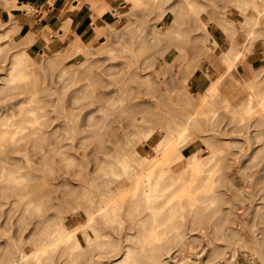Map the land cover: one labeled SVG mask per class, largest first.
Returning <instances> with one entry per match:
<instances>
[{
  "label": "rangeland",
  "instance_id": "374dc122",
  "mask_svg": "<svg viewBox=\"0 0 264 264\" xmlns=\"http://www.w3.org/2000/svg\"><path fill=\"white\" fill-rule=\"evenodd\" d=\"M173 1L176 3L173 4ZM173 1L0 0V103L7 101L6 95L8 100L11 96L12 102L21 99L28 102L27 95L31 92V108L36 109L38 114L35 127L40 129L37 137H25L15 142L19 152L10 153L9 156L18 160L19 164L12 159L4 162L3 157L0 158V167L5 163L19 174L14 185L21 188L28 180L35 178L32 189L38 191L26 198L37 196L38 202L26 206L19 203L16 195L9 190L0 192V264L10 247L14 250L25 248L22 264H88L96 253L111 246L109 243L114 242L118 247L122 245L118 237L123 235L129 223L139 217L138 213L140 216L147 215L140 223L142 228L161 227L162 239L167 245L159 251V259L172 254L180 259L203 248V254L195 264H229L228 260L233 256V264L264 262V238L258 236V231L264 229V15L259 18L251 36H245L242 30L246 26L250 28V25L243 24L244 16L238 12L246 8L243 7L247 6L244 4L246 0H237L239 4L242 2L241 6L235 5L239 6L237 9L233 5L236 0H197L193 8L200 3L204 7L195 9H187L188 0ZM189 2L188 5H192ZM115 5L123 8L115 11ZM168 5L178 8L175 6L173 11H168L165 18L159 17L160 9H168ZM184 5L187 13L202 8L199 16L195 15L196 11L192 15L202 22L195 19L197 24L193 26L194 18L190 21L192 16L184 12ZM214 10L219 12L216 19H222L220 15L224 13L223 16L232 25L235 23L237 35L233 33L230 36L245 44L242 49L244 56L235 64L234 70L228 68L225 58H221L222 54L229 52L228 42L231 38L227 36V30L224 33L222 25L221 29L216 24L213 15L217 12ZM180 12L188 15L191 26L187 23L188 19L184 20L186 15ZM208 12L212 14L213 21L209 14L208 18ZM244 12L245 16H255L251 8ZM177 13L182 17H174ZM179 19L189 25L190 31L186 23L184 26L188 33L192 29L194 37L196 33L199 34L200 37H195H198L197 41L191 37L192 33H187L192 41L187 42L189 37L182 34L180 27L183 23L178 26ZM198 23L202 27L204 23L207 31L204 28L199 30ZM174 25L178 28H173ZM175 32L180 36L177 37ZM166 34L171 37L175 35L171 38L173 43ZM185 38L188 43H184L186 47L183 42L180 44ZM174 39H177L175 43ZM140 40L145 41L140 47H145L144 51L149 50L141 56L142 61L148 60L146 66L149 67L139 73L150 74L144 81L140 80V84L128 82L134 89L125 92L124 104L122 101L123 105L115 108L118 111L112 108L111 111L119 112L118 115L110 112L108 116L104 112L108 106H102L101 110L105 109L102 112L98 107L99 101L102 96L114 93V83H118L117 78L121 76L125 62L123 58L138 48L137 42ZM115 53L124 56L115 57ZM158 53H164V56ZM191 54L195 55L190 57ZM210 83H214L216 89L210 90L207 96L209 106L201 107L199 105L205 104V101H199L201 93ZM149 84L154 93L149 91ZM13 87L22 90H12ZM143 89L146 93H143ZM13 94H18L19 100L17 96L13 99ZM112 98L107 97L102 103ZM249 105L254 106V114L249 113ZM133 106L138 109L133 113L135 122L128 124V109ZM0 110L3 112V109ZM186 110L198 111L196 117L202 122L193 123L191 127L189 125L187 132L192 135L180 145V161L175 159L174 163L168 164L170 169L167 173H155L150 178V194L155 197L156 203L164 202V192L176 190L177 183L196 176L193 184L195 192L191 188L189 193L196 195L197 209L188 214L189 209L185 206L182 215H178V207L160 213L159 209L148 210L144 204L136 203L119 215L99 218L96 226L102 228L101 233L108 232L109 235H80L76 246L73 237L67 240L66 237L71 236V229L83 224L80 213L74 214L76 211L70 204L72 196L82 197L86 194L89 198H96L99 192L105 193L108 189L116 188L117 184L123 183L122 190L129 186L118 159L121 156L115 157L112 149L131 137L132 142H124L125 147L132 148L130 158L146 157L148 150L153 152L156 148L163 132L180 129L178 121L185 120L188 114ZM181 114H184L183 117ZM124 116H127L124 118L127 121H123L127 122L129 128L122 122ZM105 118L111 120L109 123L118 120L113 124L116 130L110 125L109 129L114 128V132L107 130L109 124L104 121ZM144 118H150V122L146 123ZM207 118L211 122L205 120ZM133 124L139 129L136 130ZM104 125L107 129H104ZM107 132L112 136L109 137ZM125 132L131 136L126 133L129 137L123 138V141ZM114 134L120 140H116L117 135ZM185 134L183 138H187ZM11 142L7 141L6 144ZM1 143L5 142L0 139ZM151 157L158 159L161 156ZM196 159L203 169L199 173L192 169ZM104 163L111 165L114 173H103L101 166ZM3 180L4 177H0V182ZM103 180L105 186L98 187ZM155 181H158L156 187ZM139 184H135L134 188L139 189ZM42 214L45 219L50 218V214L53 217L38 224ZM53 214L59 215L60 219L54 218ZM59 225L67 236L54 238L51 232L57 230ZM128 232L133 233L134 230ZM180 232L183 233L182 240L179 238ZM52 238L54 240L50 242ZM138 240L139 236L136 235L129 244L136 246ZM215 248L219 252L216 255L212 252ZM30 250H37L35 257L38 260ZM242 250L247 251V255L246 252L243 255ZM104 260L114 263L111 259ZM149 263L150 260L143 256L137 262ZM174 263L193 264L188 258L170 262Z\"/></svg>",
  "mask_w": 264,
  "mask_h": 264
},
{
  "label": "bare ground",
  "instance_id": "6f19581e",
  "mask_svg": "<svg viewBox=\"0 0 264 264\" xmlns=\"http://www.w3.org/2000/svg\"><path fill=\"white\" fill-rule=\"evenodd\" d=\"M189 1L190 0H188V2ZM194 1H195L194 4L192 3L193 1L189 2L192 5H188V2L186 1L187 9L189 7H191L190 9H195L196 7H199V6L203 5V4L201 5V3H200V5L198 4L196 7L194 6L195 8H193V5H195L197 0H194ZM238 1H244V0H238ZM184 2H185V0H184ZM234 2H235V4H233L234 6L236 4L241 6V4H242V2H240V4H239V2H237V0L234 1ZM175 3L176 2L173 1V4H175ZM177 4H180V3H177ZM244 4H246L248 6V8H251L255 12V16L254 17L253 16L251 17V15L250 16H245L246 13L244 11H245V9L247 11L248 8H247V6H243V5L242 6L244 8L246 7L245 9H243V7H242V9H243L242 12H244V13H242L241 10L238 12V13H241L244 16L243 24L246 23V24L250 25V28L248 26H246V29H244V30H246V32H244V30H242L243 33L245 34V36H247V35L251 36V34H252L253 30H254L253 28L257 25V23L259 21V18L264 15V0H246ZM175 6L176 5H174V6L170 5V7H169V5H168V7H167L168 9H166V8L164 9V7H163V9H160V10H162V12L159 11L158 16L159 17L163 16L164 18L167 17L168 16V14H167L168 11H171L172 9L174 10ZM186 6L184 7L185 8L184 12L187 13ZM120 7L121 6L115 5V11H118V9ZM202 7H204V6H202ZM237 7H239V6H235L236 9H237ZM121 8H123V7H121ZM176 8H178V6H176ZM179 8H181V7L179 6ZM200 9H202V8H200ZM239 9H241V7ZM199 10L197 8L196 10L193 11V13H192V11H190L187 14L189 15V17H191L194 14V12L196 11L195 15L199 16V14H200ZM200 11H203V10H200ZM184 12L183 13L180 12V13L186 15V16L183 15L184 16V20L188 19L187 23H189V25H190V23H191L190 21L192 20V18H194V16H192L190 21H189L188 15L185 14ZM215 12H217V11H215ZM215 12H212V13H215ZM120 13L122 14V12H120ZM180 13L179 14L177 13L178 15L176 14L177 16L175 15L174 17H178V16L182 17L180 15ZM208 14H209V12L207 13V15ZM218 14H219V12H217V14L215 13L213 15V17H215V19H216ZM209 15H208V18H209ZM223 15H224V13H223ZM223 15L222 14L220 15V16L223 17L222 19H220L221 17H219L218 19H216V20L214 19V20L217 21L216 22L217 25H220V26L222 25L223 26L224 33L227 32V31L229 32L228 35H227V33H226V35L229 36V38H231V40L228 42V45H230V50H229V52H225V50H223V52H225V53L221 55V58H225L226 61H227L228 68L232 69L233 67H235V64H237V62L241 59V56H244L242 49H244L243 45H245V44H243L242 42H240L237 39H234L235 36L237 35L235 30H238V29L235 28V26H234L235 23H233V25H232L231 24L232 22L227 20ZM211 16H212V14L210 15V18H212ZM181 19H179L180 21H179V25L178 26H180V23L182 22ZM195 19L198 20L200 18L196 17V18H194L193 21H195ZM205 20H207V19H205ZM198 21H201V19L198 20ZM211 21H213V18L211 19ZM201 22H199V23H201ZM185 23L186 22H184L183 25H181V27H180L181 29L179 28L181 30L182 34L183 35L185 34L187 36L189 33L190 34L192 33L191 37H194V33L192 32V29H191V32L188 33L187 27L189 28V25L187 23H186L187 27L186 28L184 27L186 25ZM199 23H198V26L200 28H198V26H197V28L199 30H202L204 28V31L205 30L207 31V29H208L207 26L203 23L204 26L202 27V24L199 25ZM193 24H194L193 26H195V24H197V22L195 21V23H193ZM175 25H174L173 28L177 29L178 27H176L177 25L176 26ZM228 25L231 26V27H229ZM222 26H221V29H222ZM182 27H184L187 32L184 31L183 30L184 28L182 29ZM171 28L172 27H170L168 29H171ZM191 28H193V27H191ZM195 28L196 27H194L193 29H195ZM234 28H235V30H234ZM231 29H233L234 31H232ZM172 30L173 29H171L170 31H172ZM180 30H178L177 32L181 35ZM225 30H227V31H225ZM189 31H190V28H189ZM193 31L194 32H198L196 30H193ZM230 31L232 33H230ZM171 33L173 34L174 32H171ZM199 33H201V32H199ZM233 33H235L234 38L230 36L231 34L233 35ZM169 34H166V35H169ZM179 34H177L175 32L176 36L177 35L180 36ZM204 34H205V32H204ZM175 35H173V36H175ZM197 35H198V37H200L199 34L196 33V36ZM227 36H226V38H227ZM168 37H170V41H171L172 37L170 35ZM168 37L166 38V41L168 40ZM188 37H187L188 40H187V38H185V40L181 41L180 44L183 42L182 43L183 45H185V44L188 45V43H186V40H187V42L191 41L189 35H188ZM195 37H194V39H196V41H197L198 37L197 38H195ZM204 38H206V37H204ZM177 39L176 40L174 39V43H175V41H177ZM246 41H247V39H246ZM142 42H145V41L144 40L138 41L137 42L139 44L138 48L136 50H134L131 53V55H125V57H124L125 60L123 58V62L124 61L125 62L124 63L122 62L123 65H122V70H121V76L119 78H117L118 83H114V85L116 86V89L114 90V93H112L111 95H104L105 97L102 96V98L100 99L101 102L99 101L98 107H99L100 110H101L102 106H105V107L108 106L107 111L105 109H102V110H105L104 112H106V114H108V116H109L110 112L113 113V111H111L112 108H113V110L115 108H119L120 105L122 104V101H123V104H124L123 96H124L125 92L126 91H130L131 89L132 90L134 89V87H131V86L128 85V82L130 83V82L134 81L135 83L138 84L140 82V80L144 81L145 79H147V77L150 74V73L149 74L147 73V74L144 75L141 72L139 73V71H143V70H145V69H147L149 67V66L148 67L146 66V64H149V62L146 63L148 60H145V61L143 60L142 61V58H141L143 52H145V51L147 52V50H148V48H147L144 51L145 47H144V49H143V47L142 48L140 47L141 45L143 46ZM178 43L179 42H177L176 44H178ZM212 44H214V43H212ZM186 45H185V47H186ZM192 47H193V45H192ZM195 47H197V44L195 45ZM188 50H190V48ZM226 50H227V47H226ZM116 53L113 54V55L115 56ZM158 54L162 55L164 53H158ZM119 55H121V53H119ZM152 55L153 54H151L150 56H152ZM194 55L191 54L190 57L194 56ZM116 56H118V55H116ZM121 56H124V55L122 54ZM121 56H118V57H121ZM150 56L148 55L149 61H150ZM162 56H164V55H162ZM154 59H156V57H154ZM205 60L206 59L204 58V61ZM151 61H152V59H151ZM159 69L161 71V68H159ZM163 70H164V68H163ZM233 70H234V68H233ZM157 71H159V70H157ZM169 81H172V79L171 80L169 79ZM240 82H241V80H240ZM242 82H243V80H242ZM146 83H147V81H146ZM141 84H142V82H141ZM237 84H239L238 81H237ZM144 85H145V82H144ZM147 85H146V87H148ZM149 86H150V84H149ZM150 87H149V89H150L149 91L153 92V89H152L153 87H151V88ZM13 89L18 90L19 92L22 90L20 87H13L12 90ZM144 89H146V88H144ZM144 89H143V91H145ZM214 89H216V87L214 86V83H210V85L207 86L206 90L201 93V96H200L201 100H199V101H203V102L205 101V104L199 105V106H201V107L209 106V102H208V99H207L208 97L207 96L210 94L211 91H214ZM141 90H142V88H141ZM155 90H156L155 94L158 93L156 88H155ZM178 91L179 90H177V92ZM13 93H14V91H13ZM131 93H129L130 96H132ZM143 93H146V91L143 92ZM143 93H142V96H143ZM178 93L180 94V91ZM32 95L33 94L31 92L28 93V95H27L28 98H29V99L27 98L28 102L25 101V100L22 101V99H21V101L12 102V101H10L11 100V96L9 97V100H8V95H6L7 96V101L4 102V103H2V102L0 103V104H2V105H0V107H1L0 109H3V112H1V110H0V113H1L0 114V139L5 142V143H1L0 144V158L3 157V161L4 162H7L9 159H12L15 164H19L18 160H16V159H14V158L9 156L10 153L19 152L18 149L16 148L15 142L17 140H19V139H25V137H30V136L35 137L38 134V132H40V129L35 127V124L37 123V120H38V114L36 112V109L31 108L32 101H33ZM15 96H17L16 99L19 98L18 94H17V95H14L13 99H15ZM179 96H181V95H179ZM23 97H21V98H23ZM107 97L108 98H112L113 97V98L109 102H106V103L103 104L102 101L105 100ZM187 97L189 99L190 98L193 99V97H191V96L187 95ZM17 100H19V99H17ZM125 100H126V97H125ZM140 102H137V103L140 104ZM142 103L144 104L143 101H142ZM249 103H251L250 99H249ZM259 103L261 104V102H259ZM145 104H146V101H145ZM256 104L258 105V103H256ZM155 105H157V104H155ZM135 108L136 107L133 106L132 109H128L129 110V115H128V117L126 116L127 120L129 121L128 124H130V122H135L134 121L135 118L133 117V113L136 110H138L137 108L136 109ZM248 110H249V113H251V114H254L256 112V110L254 109V106H250L248 108ZM115 111H118V110L115 109ZM157 111L159 113V110H157ZM186 112L188 114L185 115L186 116L185 120L181 121L182 120L181 119V120L178 121V123L181 125L179 130L171 131V132H168V133H164L163 132V135H160L159 142L156 143V145H155L156 148L153 149V152L156 153V154H154L152 152V150H148V152L146 154V157H139L137 159L130 158V156H131L130 155V151H132V148L131 147H129V148L125 147L127 145H125L124 142L125 143H128L129 141L132 142V139H130L131 138L130 137L129 139H124L125 140L124 141L123 138H127L130 135L129 132H125L124 133L125 137L122 136V140L124 142L122 143L121 146L118 145L117 147L112 149V152L115 153V155H114L115 157L116 156H121L118 159H120V164H121L120 166L123 169V174H124L125 178L129 182V186H127V188L125 190H122L121 188L123 186V183L117 184L116 188L108 189V190H106L105 193L99 192V194H98V196L96 198H91V197L89 198V197H87L86 194H84V196H82V197L72 196L71 199H70V204H72V207L76 211L74 214H79L80 213L79 214V218H80V220L81 219L83 220L82 221L83 224L80 225L79 228H74V229L72 228L71 232H70L71 236H69V237H66L67 235H66L63 227L59 225L57 230H53L51 232V234L54 235V238H56V237L60 238V236H63V237H66V239L68 240V238L73 237L74 246H76V243L78 242V237L80 235L88 236V234H90L89 236H91L92 234L100 233L101 236H107V235H109L108 232H102L101 233L102 228L100 229V228H98L96 226L97 221L99 220V218L102 219L104 217H107L108 215H114V216L115 215H119V213L122 210H124L127 207H131L132 205H134L136 203H139V204H142V205L144 204L145 208L148 209V210H157V209H159L160 213H167L172 208L178 207L179 208V210L177 211L179 213L178 215H182L183 210H185V209H183L185 206H187L188 209H189V210H187L188 214L193 212V211H195L197 209L198 199H197L196 195H194L193 193H189V190L192 188V191L195 192V190L193 189V184H194L196 176L190 177L189 179H187L185 181L183 180V181H181V183H177L178 184V188L176 190L164 192L163 193V195L165 196V201L164 202L156 203L157 200L155 199V197H153V195L150 194V190H151V187H152L150 178L153 175H155V173L156 174L160 173V175H163V174L167 173V171L170 169V166L168 164L174 163L175 159L178 162L180 161L178 159V155H180L182 153V149L180 148V145H181V143L184 142V140L186 141V139H188V137H190L192 135V133L187 132L189 130V125L191 127V124H193V123L195 124V123H198V122H202L201 120H199L196 117V114L198 113V111H196V110H186ZM114 113H115V115H118L119 112L117 114H116V112H114ZM114 113L112 115H114ZM163 113H164V111H163ZM181 115H182L181 117H183L184 114H181ZM121 116H122V114H121ZM126 117L125 116L122 117L123 118L122 122H125L126 127L129 128L130 126L127 125V122H126L127 120L124 119ZM145 118H147V117H145ZM145 118H144V121L146 123L147 122L149 123L150 122V118H148L146 120H145ZM123 120H126V121H123ZM160 120H162V118H160ZM205 120L210 121L208 118L205 119ZM104 121L108 122V124H109V125L106 124V125L109 126L108 129L106 128L107 127L106 125L103 126L104 129H107V130H113L114 128H115V130L117 129V127H114L116 125H113V124L116 123L118 120L113 122V123H109V122H111V120H107L105 118ZM210 122H208V123H210ZM92 124H93V122H92ZM92 124H91V126H93L95 123L93 125ZM135 124H138V123H135ZM182 124H183V126H182ZM110 125L112 127H114V128L109 129ZM134 126H136V125H134ZM137 128H138V126H136V130H137ZM26 130H28V132H26ZM97 132L98 131H96V133ZM113 132H114V130H113ZM132 132L135 133L136 131H132ZM126 133L127 134L129 133V135H127ZM185 133H188V135H186ZM99 134H102V133H99ZM184 134L187 136V138H183ZM108 135H109V133H108ZM110 135H109V137H110ZM114 135H117V134H114ZM135 135H133V138H134ZM114 137H116V136H114ZM115 139L116 140L117 139L120 140L118 135H117V137ZM10 140H12V142L8 143V145H7L6 142L7 141L9 142ZM151 155L152 156L155 155V157L156 156H159V157L161 156V157L158 158V159H154V157H151ZM196 161L197 162L194 163L192 169H193V171L195 173H199V172L203 171V169H202L201 164L198 162L199 160L196 159ZM98 163H100V162H98ZM101 167H102L101 170L103 171V173L104 172L105 173H110V172L114 173V170H113L111 165H107L106 163H104V165H102ZM0 173H1L0 177H4V180L2 182H0V192H2L5 189L9 190L14 195H16V199L18 200V202L22 203L24 206H26L28 203H32L34 201L36 203L38 202V197L37 196L35 198H32V199H26L27 197L30 196V194L38 193L37 190L32 189V187H34V185L36 183V179L35 178H32V179L28 180L26 183L23 184V187L20 188V187H17L16 185H14L15 181L18 179V175H19V174H17L15 172L14 169L7 167L6 164L3 163L1 165V167H0ZM113 182H115V181H113ZM115 183H117V182H115ZM135 184H139V189H135L134 188ZM114 185L115 184H113L111 187H113ZM157 185H158V181H155L154 182V187H156ZM101 186H105V181L104 180L101 181L100 184L98 183V187H101ZM184 202H185V205H182ZM43 208L46 209L45 207H43ZM45 214H47V213H45ZM50 215L52 216V214H50ZM53 215H55L54 218H56L58 220L60 219L59 215H57V214H53ZM41 216L40 217L42 219L40 217H38V218H40L39 219L40 221L37 218L38 224H39V222L41 223V222H43L45 220H48V219L51 220V218L53 217V216L52 217L48 216L50 218L47 217L48 219H45L46 217H44L43 214ZM137 216H139V217H136L135 221L129 223L128 227L126 229H124V233H122L123 234L122 236L120 235L121 233L118 232V233H120L119 234L120 237H118V240L121 241V244H122L121 246L118 247V245L116 243H114V242L113 243L112 242L109 243V245H111V246H108V248L102 249L99 253H96L93 257L90 258V261H89L88 264H110V263H107L108 261H105L104 259H111L110 261L114 260L113 264H137L138 259L141 258V256L146 257L147 259H149L150 260L149 264H170V262L182 261L184 258H188L189 260H191V262L193 264H195L196 261L198 260V258L203 254L202 253L203 252V248H201L199 250H196L193 254H185V257H182L180 259H178L176 255L173 256V254L169 255V256H166L165 259H159V257H160V255L158 254L159 251H161L164 248V246L167 245L166 244L167 242H163V239H162L163 236L161 235L163 232H161L160 225H156L155 227H149V228L144 227V228H142L140 226V223L142 222V220L147 215L145 213L144 215L140 216V213H138ZM37 220H36V222H37ZM36 225H37V223H36ZM34 226H35V224H34ZM34 228L32 227L33 230H35ZM135 228H137V230H135ZM105 229H106V227H105ZM118 230H121L120 227H118ZM132 230H134V232H137V234H134V232L133 233L128 232V231H132ZM136 235L139 236V240H138L136 246H134V245L132 246L129 243L132 240V237H135ZM182 235H183V233L180 232L179 233V238L181 240H182ZM259 235L262 238H264V229L263 230L260 229L258 231V236ZM54 238H52L50 240V242L53 241ZM258 239H261V238L259 237ZM160 240H161V242H160ZM261 240L263 242V239H261ZM24 249H25L24 247H19L17 250L12 249L11 247L8 248L6 257L1 262V264H22V262L24 260L23 258L25 256L24 255V252H25ZM242 251H243L242 252L243 255H245V252H246V255H247V251H245V250H242ZM262 251H263V254H264V244L262 246ZM36 252H37V250H33V251L30 250L31 254L35 253L34 257L36 256ZM212 252L214 253V255L219 253L217 248L213 249ZM235 253H236V250H235ZM35 259L38 260V258H36V257H35ZM174 259H176V260H174ZM234 259H235V257L233 256L230 260H228L229 264H233L232 261ZM101 261H103V262L101 263ZM201 264H204V263H201Z\"/></svg>",
  "mask_w": 264,
  "mask_h": 264
}]
</instances>
